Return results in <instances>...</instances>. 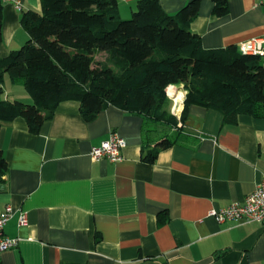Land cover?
Here are the masks:
<instances>
[{
    "label": "crops",
    "instance_id": "1",
    "mask_svg": "<svg viewBox=\"0 0 264 264\" xmlns=\"http://www.w3.org/2000/svg\"><path fill=\"white\" fill-rule=\"evenodd\" d=\"M2 1L0 57L29 38L22 13H41L40 0ZM188 1L158 0L166 14ZM263 1L229 0L217 16L213 2L201 0L190 28L205 49L264 39ZM137 2L118 0L120 14ZM173 86L182 92V110L185 91ZM0 89V99L31 100L8 76ZM111 133L125 140L121 160L93 158L91 147ZM175 136L147 159L160 139ZM0 149L7 162L0 212L13 209L4 234L17 238L0 264H264V223L208 215L243 202L264 176V105L263 116L239 114L231 123L218 110L191 104L165 134L148 130L141 114L114 106L86 121L78 101L64 100L37 132L19 116L3 122ZM20 211L27 216L22 225Z\"/></svg>",
    "mask_w": 264,
    "mask_h": 264
},
{
    "label": "trees",
    "instance_id": "2",
    "mask_svg": "<svg viewBox=\"0 0 264 264\" xmlns=\"http://www.w3.org/2000/svg\"><path fill=\"white\" fill-rule=\"evenodd\" d=\"M40 1L41 13L21 16L29 38L0 57V84L8 76L32 101L0 99V126L19 116L37 132L64 100L78 101L86 121L114 106L141 114L148 130L165 134L191 104L218 110L231 123L239 114L263 116V56L242 53L234 44L203 48L190 28L201 0H190L173 14H166L158 0H138L125 19L118 0ZM211 1L215 15L228 11L229 0ZM2 11L0 0V43ZM98 54L104 58L98 60ZM170 85L185 91L179 119L166 109ZM177 140L160 139L147 159ZM6 170L0 149V177Z\"/></svg>",
    "mask_w": 264,
    "mask_h": 264
},
{
    "label": "built area",
    "instance_id": "3",
    "mask_svg": "<svg viewBox=\"0 0 264 264\" xmlns=\"http://www.w3.org/2000/svg\"><path fill=\"white\" fill-rule=\"evenodd\" d=\"M15 4L18 7L20 6L18 1ZM238 48L239 51L245 54H258L263 56L264 39L256 37L245 40L239 44ZM167 96L171 99L173 98L168 94ZM178 106L179 104L173 99L171 111L179 119L182 110L181 108L178 109ZM124 146L125 140L116 133H111L106 140L101 141L98 145L92 146L89 153L95 159L106 158L112 162H117L122 158L121 149ZM12 215L13 209L10 205L5 206L4 210L0 212V256L2 252L15 247L17 244V238H12L4 234V226ZM208 215L214 217L218 222L239 220L242 222L264 223V176L257 182L254 190L245 196L243 202H234L220 209H211ZM26 221V212L20 211L17 221L18 224H25Z\"/></svg>",
    "mask_w": 264,
    "mask_h": 264
},
{
    "label": "bare ground",
    "instance_id": "4",
    "mask_svg": "<svg viewBox=\"0 0 264 264\" xmlns=\"http://www.w3.org/2000/svg\"><path fill=\"white\" fill-rule=\"evenodd\" d=\"M175 87H176V86H175ZM175 87H174L173 85H170V86L167 87L166 90H167L168 95L172 96V97L174 98V100H175L176 102H178V101L181 100V97L179 96V91L176 90ZM180 93H181V92H180ZM178 107H179L178 109L181 108L180 104H179Z\"/></svg>",
    "mask_w": 264,
    "mask_h": 264
},
{
    "label": "rangeland",
    "instance_id": "5",
    "mask_svg": "<svg viewBox=\"0 0 264 264\" xmlns=\"http://www.w3.org/2000/svg\"><path fill=\"white\" fill-rule=\"evenodd\" d=\"M123 9V8H122ZM131 16V12H129V14H124V12L122 11L121 12V17L122 18H129ZM98 60H101V59H103L104 58V54H98L97 55V57H96ZM21 88V87H20ZM181 91H179V95L180 94H182V92L180 93ZM168 94V93H167ZM181 97V96H180ZM13 98V97H12ZM27 103H31V100H29V102H27ZM157 127H159V125L157 126Z\"/></svg>",
    "mask_w": 264,
    "mask_h": 264
}]
</instances>
